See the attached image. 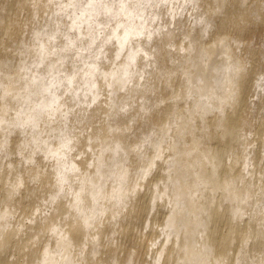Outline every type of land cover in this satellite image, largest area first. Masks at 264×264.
<instances>
[{
    "label": "bare ground",
    "instance_id": "bare-ground-1",
    "mask_svg": "<svg viewBox=\"0 0 264 264\" xmlns=\"http://www.w3.org/2000/svg\"><path fill=\"white\" fill-rule=\"evenodd\" d=\"M0 264H264V0H0Z\"/></svg>",
    "mask_w": 264,
    "mask_h": 264
}]
</instances>
